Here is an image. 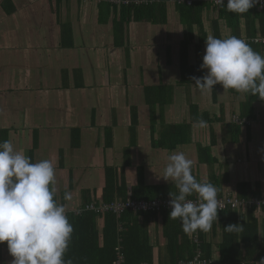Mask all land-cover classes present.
Segmentation results:
<instances>
[{
    "label": "crops",
    "instance_id": "0c3cea01",
    "mask_svg": "<svg viewBox=\"0 0 264 264\" xmlns=\"http://www.w3.org/2000/svg\"><path fill=\"white\" fill-rule=\"evenodd\" d=\"M240 3L0 0V213L102 200L108 170L115 199L264 197V12ZM40 226L0 228V264H41ZM203 234L219 259L220 219Z\"/></svg>",
    "mask_w": 264,
    "mask_h": 264
},
{
    "label": "trees",
    "instance_id": "16d2710c",
    "mask_svg": "<svg viewBox=\"0 0 264 264\" xmlns=\"http://www.w3.org/2000/svg\"><path fill=\"white\" fill-rule=\"evenodd\" d=\"M111 1L120 2L122 3L121 5L145 9L157 4L168 5L167 0H154L150 3H137L136 0ZM246 3L253 5L245 1ZM199 5L202 7V5L211 6L215 4L209 1H197L193 5L175 3V6L185 8L189 14H192ZM232 5L235 4L224 2L217 6H221L222 9L227 7L230 10ZM247 11L250 12L252 10L248 9ZM236 12L238 13V10ZM260 12H264V10ZM237 40L235 39V41ZM247 40L249 39H244V43ZM177 136L180 137L181 133L178 132L175 138ZM107 175L108 180L102 200L86 202L72 211L64 206L25 208L29 210L62 208L67 211V217L64 221L57 219L44 221L39 219L38 221L19 223L16 226H0V228H23L35 223L40 224L42 229L46 228V247L45 252L40 257L41 264H114L120 257H123L124 264H153V244L149 225L151 220H156L157 222L161 220L162 226H164L163 231L167 239L168 251L164 264H176L182 259H191L197 250L201 251L203 258L214 259V264H242L244 260L264 261V243L259 242L257 238V221L250 214H248L249 221L241 219L242 215L238 214V208L195 210L188 206H182L176 211H151L144 209L134 211L129 208L115 211L114 205L110 206V209L104 208L106 204H112V202L116 201L126 202L130 199L145 201L203 199L208 202L212 198H223L229 195L232 197L238 196L226 194L225 196L208 198L185 196L138 197V192L134 193V196L127 195L124 192L121 196L122 199H115L116 177H114L111 170L107 171ZM248 208L256 210L255 206H249ZM217 219L221 221L222 230L219 259L215 258L216 255L213 252L212 244L205 239L203 234L204 225L209 221L215 222ZM59 234H61L63 240L62 246L58 245ZM163 263L161 262V264Z\"/></svg>",
    "mask_w": 264,
    "mask_h": 264
},
{
    "label": "built area",
    "instance_id": "2783aa9c",
    "mask_svg": "<svg viewBox=\"0 0 264 264\" xmlns=\"http://www.w3.org/2000/svg\"><path fill=\"white\" fill-rule=\"evenodd\" d=\"M154 0H136L137 3H150ZM161 1V0H157ZM169 0H167L168 2ZM177 3H183L188 5H193L194 2L197 1H209L213 2L215 5H220L224 2L229 4H237L242 1H246L250 4H253L259 11L264 9V0H170ZM238 1V2H237ZM257 43L264 44V35L250 39ZM264 82V76L262 78ZM235 122L238 123H246L247 120L244 118H240L235 116L233 118ZM114 205L115 211L123 210V209H131L134 211H139L141 209L151 210V211H162V210H172L176 211L180 209L182 206H188L189 208H194L195 210H205V209H213V210H223L225 208H238L239 210L247 209L249 206H255L257 211L264 209V197H251L248 199L225 196L223 198H212L208 202L203 199H195V200H185V201H177L175 199H164V200H128L126 202L116 201L104 206L105 209H110V206ZM67 217V211L62 208L57 209H43V210H34V209H25L21 208L16 213H0V226L5 227L8 225L16 226L19 223H27L31 221H38L39 219L48 221L51 219H57L59 221H64ZM214 260L205 259L202 257V253L200 250H197L195 255L191 259H182L178 261L176 264H214ZM123 257H120L114 264H124Z\"/></svg>",
    "mask_w": 264,
    "mask_h": 264
},
{
    "label": "rangeland",
    "instance_id": "374dc122",
    "mask_svg": "<svg viewBox=\"0 0 264 264\" xmlns=\"http://www.w3.org/2000/svg\"><path fill=\"white\" fill-rule=\"evenodd\" d=\"M237 2H238V1H237ZM168 4H169V5H172V6H175V2L170 1V0L168 1ZM263 10H264V9H263ZM263 10H260V11H263Z\"/></svg>",
    "mask_w": 264,
    "mask_h": 264
}]
</instances>
